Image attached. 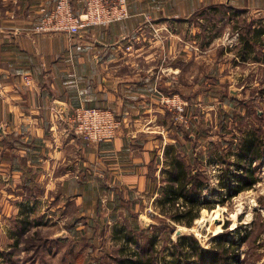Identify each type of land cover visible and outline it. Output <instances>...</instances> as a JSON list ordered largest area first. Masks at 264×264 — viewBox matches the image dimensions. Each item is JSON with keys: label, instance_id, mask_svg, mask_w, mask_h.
Listing matches in <instances>:
<instances>
[{"label": "crops", "instance_id": "crops-1", "mask_svg": "<svg viewBox=\"0 0 264 264\" xmlns=\"http://www.w3.org/2000/svg\"><path fill=\"white\" fill-rule=\"evenodd\" d=\"M55 1L0 0V225L17 220L27 205L29 215L33 206L48 202L52 210L73 207V234L87 236L100 223L106 227L121 220L112 229L148 235L156 225L141 231L139 215L152 208L160 213L158 201L174 160L188 174L208 176L205 167H195L206 159L197 149H207L209 140L196 118L205 104L201 99L222 94L229 108L237 102L215 86L202 87L210 79L206 76L191 86L200 73H190L188 65H203L205 56L194 52L196 43L189 46L172 30L211 8L263 20L264 0H127L130 18L125 21L72 37L34 33ZM73 6L81 11L83 0H73ZM212 56L219 72L220 58ZM23 77L30 78L29 85ZM171 95L194 113L189 129L175 125L159 104L160 96ZM57 103L70 113L76 107L108 109L122 127L112 141L87 143L74 135ZM228 118L223 114V120ZM225 121L221 135L229 139ZM219 143L230 151L220 161L224 190L241 183L234 178L247 166L255 173L254 165L264 160L238 166L240 144Z\"/></svg>", "mask_w": 264, "mask_h": 264}, {"label": "rangeland", "instance_id": "rangeland-1", "mask_svg": "<svg viewBox=\"0 0 264 264\" xmlns=\"http://www.w3.org/2000/svg\"><path fill=\"white\" fill-rule=\"evenodd\" d=\"M263 21L264 19L260 20L253 15L211 8L207 12L198 13L185 24L179 23L172 27V31L179 34L177 38L189 46L196 43L194 52L205 56L203 65L199 64L197 68L188 65L190 73H200L197 79L191 81V86H197L198 81L206 76L210 79L199 84L211 90L215 86L228 98H232L230 87L237 89L236 97L232 98L237 102H231V108L223 102L222 94L215 97L213 95L208 100L206 97L201 99L205 104L198 108L196 118L203 123L199 129L204 130L205 139L209 140L205 152L202 148L197 149L199 154L204 153L206 159L195 167H205L206 173L212 171L214 166L220 167L221 159L230 153L229 147H220V140H229L234 144L236 141V144L241 145L243 140L251 136L255 140L258 138L260 142L264 141V35L261 43L254 46L248 54L240 51L242 45L239 39L243 36L250 38L252 30L264 26ZM192 27L197 30H191ZM188 49V54L191 55L193 48ZM213 54L215 58H220L219 72L216 71V64L212 65ZM239 54L247 56V59L242 62ZM216 80H220V84L214 85ZM187 114L194 123V113ZM223 114H229L230 120H226L225 129L232 135L229 139L221 135L225 121L222 119ZM254 169L255 173L251 175L255 183L232 197L220 195V189H216L221 187L219 185L207 189L201 199L209 201L212 210L202 209L199 218L190 226L162 216L157 213L156 208L145 215H139L151 221V226H156L149 229L148 235H133L136 244L124 246L125 249L113 240L112 233L114 226L120 227L121 220L112 221L106 227L100 223V229L87 236L73 234L69 229L73 207L52 210L54 204L41 203L33 206L34 213L28 215L31 221L28 228L21 229L17 224L20 220L13 219L0 225V264H118L122 257L131 255L130 250L142 256L149 253L154 259L157 258L156 264H162L163 258L170 260L173 251L171 240L176 241L174 239L179 230L191 235L201 248L217 247L218 235L233 238L237 253L235 254L234 249L232 251L238 257L237 264H264V160L254 165ZM213 175L209 179L206 177V183L214 184L216 179L220 182V173ZM227 184L225 181L224 185ZM27 206L31 209V206ZM152 214L156 217V222ZM192 228L196 233L190 231ZM149 241H155L153 248ZM226 247L229 248L227 245Z\"/></svg>", "mask_w": 264, "mask_h": 264}, {"label": "trees", "instance_id": "trees-1", "mask_svg": "<svg viewBox=\"0 0 264 264\" xmlns=\"http://www.w3.org/2000/svg\"><path fill=\"white\" fill-rule=\"evenodd\" d=\"M263 35L264 26L262 25L259 29L252 30V36L250 38L240 37L239 39L242 45L240 51L246 54L251 52L254 46L261 43V37ZM239 55L241 56L242 62L247 59V56L242 57L241 54ZM236 150H238V159L236 162L238 166L244 161L246 162V160L251 164L252 161H259L264 157V141L260 142L258 138L255 140L249 136L243 140ZM171 168L167 173L166 185L162 188L161 198L158 201L160 214L166 218L173 219L179 224L190 226L199 218L201 209L212 210L209 206V201L203 198L201 199L202 190L207 186L206 178L198 173L196 175L188 174L187 168L179 160H174ZM249 168L247 166L242 175L234 178L241 182L238 186H227L225 188L227 198L232 197V195L239 193L245 188L248 189L249 186L255 183L249 172ZM27 213L28 211L16 220H20L17 224H19L21 229L28 228L31 224ZM69 229L73 230V227L70 226ZM129 232L131 231L122 228L114 229L112 232L114 233L113 240L120 243L121 248L129 244H136V238L131 234L132 232ZM216 240L217 247L212 248H201L191 235L179 237L175 242L171 240L173 242V251L170 254V260L163 258L162 264H221L222 262L224 264H237L238 257L235 256L237 250L235 251L236 244L233 243V238L218 235ZM150 242L149 244L153 248L155 241ZM226 245L229 247L228 249ZM129 252H131V255L122 257L118 264H156L157 258L155 257L154 259L153 255L149 253L142 256L140 253L133 252L132 250Z\"/></svg>", "mask_w": 264, "mask_h": 264}, {"label": "built area", "instance_id": "built-area-1", "mask_svg": "<svg viewBox=\"0 0 264 264\" xmlns=\"http://www.w3.org/2000/svg\"><path fill=\"white\" fill-rule=\"evenodd\" d=\"M129 18L127 0H83L82 9L79 12L74 9L73 0H56L52 9L40 18L32 30L36 34L53 35L59 33L72 37L89 28L107 27ZM23 78L25 83L29 85L30 78ZM159 104L171 113L175 125L184 129L190 128L191 120L186 111L188 104L179 96H160ZM66 121L74 135L93 144L116 139L115 137L123 124L110 110L89 107H76L71 111ZM220 170V167L214 166L212 171L208 172V179L212 174L217 176ZM215 183H208L205 190L210 187L216 188V185L220 184L218 179L215 180ZM232 186H235L234 182ZM218 192L223 196L226 194L224 189H220Z\"/></svg>", "mask_w": 264, "mask_h": 264}, {"label": "water", "instance_id": "water-1", "mask_svg": "<svg viewBox=\"0 0 264 264\" xmlns=\"http://www.w3.org/2000/svg\"><path fill=\"white\" fill-rule=\"evenodd\" d=\"M237 89L233 88V87H230L229 91H230V96L232 98L236 97V91ZM56 105H59V108H61L64 112H65V115H66V118L69 116L70 112L68 110V108H65L64 106H62L61 104H56ZM139 225L141 227V229H149V227L151 226L152 222L143 218V217H139ZM186 235H189V234H183V232L181 230H179L177 233H176V238L174 240H177L179 237H182V236H186Z\"/></svg>", "mask_w": 264, "mask_h": 264}, {"label": "bare ground", "instance_id": "bare-ground-1", "mask_svg": "<svg viewBox=\"0 0 264 264\" xmlns=\"http://www.w3.org/2000/svg\"><path fill=\"white\" fill-rule=\"evenodd\" d=\"M256 207V206H255ZM214 214V213H213ZM218 215V214H217ZM219 216V215H218ZM214 221H216V219L214 220ZM213 223V222H212ZM215 223V222H214ZM213 225H215V224H213ZM194 227V226H193ZM190 231H192V232H194V233H196V231H195V229L194 228H192Z\"/></svg>", "mask_w": 264, "mask_h": 264}]
</instances>
